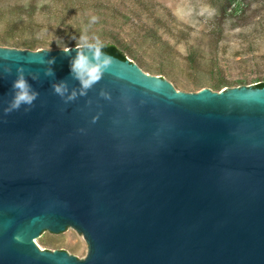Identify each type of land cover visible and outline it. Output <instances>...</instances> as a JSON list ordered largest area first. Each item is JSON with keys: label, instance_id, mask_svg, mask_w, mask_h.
I'll return each mask as SVG.
<instances>
[{"label": "water", "instance_id": "1", "mask_svg": "<svg viewBox=\"0 0 264 264\" xmlns=\"http://www.w3.org/2000/svg\"><path fill=\"white\" fill-rule=\"evenodd\" d=\"M52 47L0 46V264H264V88L179 90L104 53L80 96L76 46ZM21 66L38 98L3 116ZM67 228L82 257L40 249Z\"/></svg>", "mask_w": 264, "mask_h": 264}, {"label": "rangeland", "instance_id": "2", "mask_svg": "<svg viewBox=\"0 0 264 264\" xmlns=\"http://www.w3.org/2000/svg\"><path fill=\"white\" fill-rule=\"evenodd\" d=\"M239 1L238 12L225 22L220 36H208L218 14L211 0H5L0 11L35 2L40 9L35 21L43 29L23 38L38 39L42 47L67 40L78 43L82 34L103 42L116 36L131 44L146 65L144 70L166 77L179 90L193 91L211 86L214 77L192 67L187 61L192 52L195 65L217 59L231 84L257 86L264 81V0ZM44 7L48 8L40 14ZM92 16L98 17L94 24ZM173 19L184 27L176 29ZM4 36L0 21V38ZM37 244L41 250H64L82 257L86 241L67 228L60 234L45 232Z\"/></svg>", "mask_w": 264, "mask_h": 264}, {"label": "trees", "instance_id": "3", "mask_svg": "<svg viewBox=\"0 0 264 264\" xmlns=\"http://www.w3.org/2000/svg\"><path fill=\"white\" fill-rule=\"evenodd\" d=\"M3 1L5 0H0V3ZM211 2L218 14L212 26L214 28L208 36H220L222 34V26L231 16L238 12L241 2L239 0H211ZM47 8L48 7L42 8L40 14ZM16 9L19 11H16ZM38 10L40 9L38 8L37 3L34 2L30 4L18 5L12 8L9 12L0 11V21L4 24L5 32L4 38H0V46H9L11 48L29 50H37L38 48H41L42 43L38 39H33L31 37L23 38V36H26L27 34H36L38 33L37 30L43 29L42 25L36 24L35 21ZM172 22L174 23L176 29L181 30L180 28L184 27V25L179 22L176 23L174 19ZM185 28L189 29L188 26ZM20 36L22 38H19ZM15 37H18V39ZM111 38L113 41L103 42L105 44V48L103 49L104 53L120 58L121 60H126L130 57L135 60L142 69L146 67V65L131 49V44L129 42L119 39L116 36H112ZM53 45L54 46L52 48L60 49L76 46L77 43L72 40H67ZM193 55L194 54L192 52L187 61H189V63L193 65L192 67L196 68V70L208 72L214 77L213 81L210 83L211 88L214 91H221L224 87L233 84L229 83L223 76L222 65L219 61H217V59H213L210 63L199 66L195 65L197 61L193 58ZM255 87L264 88V81H259L258 85Z\"/></svg>", "mask_w": 264, "mask_h": 264}, {"label": "clouds", "instance_id": "4", "mask_svg": "<svg viewBox=\"0 0 264 264\" xmlns=\"http://www.w3.org/2000/svg\"><path fill=\"white\" fill-rule=\"evenodd\" d=\"M97 19L98 17L92 16L90 23H96ZM104 48L105 44L98 36L89 37L87 34H82L79 37V41L74 49L76 55L69 60V74L79 81L81 85V91L79 92L80 96H85L87 90L102 79L104 75L102 70L108 68L110 65L111 61L105 56L103 52ZM70 51L72 50L65 49L66 54ZM0 59L7 60L8 57L3 56L0 57ZM48 63L53 64L54 59L49 60ZM4 71L10 73L11 70L5 66ZM16 72V78L11 84V100L8 101L7 106L4 107L3 116H7L14 111H19L21 108L24 109L25 113L30 112L39 95V93L32 88L28 80L25 79L23 66L18 67ZM46 75H53L51 69L46 72ZM0 79H3V77H0ZM52 90L54 94L64 100L65 104L76 100L78 95L77 92L73 90L71 94L66 96L68 89L64 81L53 84ZM100 95L106 100L111 99L110 95L103 91H101ZM96 119H98V117H94L92 123H95ZM79 132L84 133L85 129L81 128Z\"/></svg>", "mask_w": 264, "mask_h": 264}]
</instances>
